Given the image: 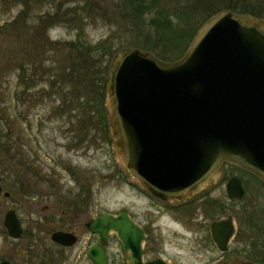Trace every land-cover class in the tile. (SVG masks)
<instances>
[{"label": "rangeland", "instance_id": "obj_1", "mask_svg": "<svg viewBox=\"0 0 264 264\" xmlns=\"http://www.w3.org/2000/svg\"><path fill=\"white\" fill-rule=\"evenodd\" d=\"M229 1L215 0L217 5H225ZM236 1L264 8V0L233 2ZM121 3L123 0H46L34 9L30 16L36 17L46 11L54 12L58 9L61 15L62 11L72 10L84 16V29L61 23L49 30L50 39L59 42V45L71 41L95 45L109 38L118 50L128 47L137 48L150 52L162 60L174 61L180 49L173 52L165 44H157V35L149 26L147 27L150 31L128 25L124 20V11L118 7ZM88 6L92 7L89 9ZM21 9L22 4L18 0H0V27L12 21ZM222 11L232 10L225 8ZM94 17L96 19H93ZM199 17L196 15L195 19H200ZM149 32H151L150 37ZM25 35L23 38L27 41ZM19 45L15 36H12V41L8 44H1L0 41V127L2 126L5 137L14 143L9 151L0 148V183L11 193L10 197L0 194L1 247L5 246L8 250L15 248L16 253L19 252L30 240L29 230L32 229L38 235L36 237L38 242L43 241L56 252L57 250L50 246L49 236L48 239L45 237L42 239L43 235L39 236L44 231L40 222L45 215L42 206L49 205L50 208L61 211L62 194L69 197L71 192L75 194L82 189L92 196L90 217L105 212H117L122 207L128 208L136 220L152 226L154 236L159 238L164 247V257L169 258L173 264L209 262L213 264L214 260L222 258V254L212 241L204 242V245L209 247L207 254L204 252L205 249L199 246L198 240L202 237L207 238V222L221 213L222 207H225V213L236 214L239 227L231 247L244 255L242 257L244 260L251 259L250 254L254 252L251 261L264 263L263 186L256 181L253 182L249 175L240 174L238 169L229 165L227 166L229 174L242 175L247 182L253 183L249 185L244 198H229L226 182H222L219 187L213 188L207 194V197L212 198L209 203L198 200L189 208L166 210L141 189L139 182L132 180L129 172L118 160L111 144L110 132L103 133L100 126L84 122L87 120L80 117L84 110L74 109V106H80L85 99L83 96L81 100H75L74 94L79 92L78 89L68 87L67 91L71 93L67 104L65 103L66 90L62 88V67L63 64H67V53L62 54V47L54 44L53 46L58 49L45 55L44 65L40 69H37V64H29L31 68L27 67L29 71L25 82L22 83V80H19L21 70L18 68V61L16 64H12L11 61L10 64H3L6 55H10V59L12 56L19 57L17 54ZM162 55L165 58L161 57ZM28 80L32 84L29 88H27ZM14 156L17 158L14 159L16 168L19 167L17 172H23L22 176H24V179L18 181H16L17 176L10 169ZM22 158L25 160L24 164L28 160L27 162H33L34 166L38 167V176L33 175L31 179H25L24 167L21 165ZM24 188L27 192L20 191ZM39 189L46 190L47 196L43 198L37 195L36 190L40 191ZM216 204H223L219 211H216L217 213L213 210L217 208ZM11 207L17 210L24 228L27 229L20 241H15L9 235L3 223L5 212ZM184 209H188V212ZM34 221L38 222L33 223ZM253 223H257L258 226H253ZM86 239L87 237H83L82 242L69 252H74L76 257L79 249L85 245ZM111 247L116 264H124L121 243L117 238L113 239ZM199 254L201 257L198 256ZM232 256H235L234 253ZM64 262L62 264H68V261ZM74 264H91V262L85 260L83 256L79 262L74 259Z\"/></svg>", "mask_w": 264, "mask_h": 264}, {"label": "water", "instance_id": "obj_2", "mask_svg": "<svg viewBox=\"0 0 264 264\" xmlns=\"http://www.w3.org/2000/svg\"><path fill=\"white\" fill-rule=\"evenodd\" d=\"M106 92L118 160L133 181L154 195L191 198L216 182L224 162L264 180V19L221 11L174 61L121 49L110 64ZM227 192L231 199L246 194L238 177L227 183ZM5 225L11 237H21L14 210L7 212ZM88 227L103 244L116 233L129 264H167L162 259L142 262L145 233L126 208L98 216ZM211 227L217 245L227 252L236 230L233 216ZM52 237L63 245L76 244L72 233L58 231ZM90 254L95 257L94 249ZM98 261L106 264L102 254ZM0 264L16 263L0 253ZM213 264L264 263L232 257Z\"/></svg>", "mask_w": 264, "mask_h": 264}, {"label": "trees", "instance_id": "obj_3", "mask_svg": "<svg viewBox=\"0 0 264 264\" xmlns=\"http://www.w3.org/2000/svg\"><path fill=\"white\" fill-rule=\"evenodd\" d=\"M45 1L18 0L22 4L21 11L12 21L6 22L0 27L1 44L11 42L12 36H15L19 41L20 45L17 50L19 57L12 56L10 59V55H6L3 60L6 61L1 62L10 64L11 61L12 64H16L18 61V68L21 70L19 80H22V83L25 82L29 71L27 67L31 68L28 66L29 64H37V69H40L44 65L45 55L58 49L53 45H59V42H53L49 37V30L52 27L61 23L82 29L85 26L83 23L85 17L72 10L62 11V15L59 13V9L54 12L46 11L36 17H31V12ZM233 1L235 0H230L225 5H217L215 0H123V3L118 7L124 11V20L128 25L140 30L148 29L147 26H149L150 30H154L157 35V44H165L173 52L180 49L175 55L176 60L184 54L186 46L192 41L202 25L225 8L264 19L263 7L257 8L256 5L250 6L240 1ZM88 7L90 9L92 6ZM149 15L151 16L149 17ZM196 15H199L200 19H195ZM150 30L148 29V31ZM24 35L28 39L27 41L23 38ZM148 36H151V32L148 33ZM59 46L62 47V54L67 53V64H63L62 67V88L66 90L65 103L67 104L71 93V91H67L68 87L70 86L69 89L75 87L79 90L77 94L73 90L76 96L75 100L78 101L83 96L85 97L80 106H74V109L84 110L80 117L87 120L84 122L100 126L103 133L109 132L105 90L109 66L118 48L111 43L109 38L95 45L71 41L62 42ZM27 83V88H29L32 84L30 80ZM93 94L95 96L92 97ZM2 129L1 126L0 148H6L5 151H9L14 143L5 137ZM10 130L13 131L12 127ZM253 226H258V224L253 223Z\"/></svg>", "mask_w": 264, "mask_h": 264}, {"label": "flooded vegetation", "instance_id": "obj_4", "mask_svg": "<svg viewBox=\"0 0 264 264\" xmlns=\"http://www.w3.org/2000/svg\"><path fill=\"white\" fill-rule=\"evenodd\" d=\"M14 159L15 160L17 159L16 156H14L13 161H14ZM13 161H11L10 169L17 176L16 181L24 179V176H22L23 172L22 171H21L22 173L17 172V171H19V167L16 168V162L15 161L13 162ZM24 161H25L24 158H22L21 165H23V167H24L23 170L25 171V176H26L25 179L29 180L33 177V175L38 176V174H39L37 172L38 167H35L33 162H27L28 160H26V163L24 164ZM229 165H231L232 168L238 169L240 171V174L249 175V177L251 179H253V182L256 181L259 183V185L264 187V180L261 179L258 175L254 174V173H252L246 169L240 168L237 165L232 166V164H230V163H224L222 166L221 174L217 179V182L213 186L206 188V189H203L198 194L194 195L192 198H187V199H182V200H164V199L154 195L152 192H150L143 185H141V189L146 194H149L154 200L159 202L160 206L164 207L166 210H170V208H179L181 210L183 208H189L192 204H194L198 200L209 203L210 200H212V198L207 197V194L209 193V191H211L213 188L219 187V185H221L222 182H226L225 184L227 186V183L233 177H238L241 180V182H242V184L246 190V194H247L249 185L253 184L252 181L247 182V180H245L242 177V175H234L235 173L229 174V172L227 170V166L229 167ZM20 169L22 170V166L20 167ZM29 174H30V177L28 178ZM0 186L2 188V190L0 191V194L3 193L5 197H10L11 193L9 191L5 190L1 183H0ZM39 190L40 191L36 190L37 195L39 194V196H41L43 198L47 196L48 192H46V190H43V189H39ZM20 191H22V192L26 191L27 192V189L26 188L20 189ZM226 191H227V187H226ZM6 192L9 193L8 196H6ZM86 192H88V191L81 189V190H79V192H77L75 194H73L71 192L70 193L71 195L69 197L62 194V210L61 211H59L58 209L56 210V208H50L49 205L42 206V211L45 215L43 216V218L40 219V222L43 225L44 231L42 234H39V236L43 235L42 239H44V237H45V239H48V236H49L48 240H49L50 246L54 247L57 250L56 252L53 251V249H51L50 247H48V244L47 245L44 244L43 241L38 242V240L36 239V237L38 236L37 233H35L31 229V230H29V234L31 237H30V240L28 241V243H26L27 245L25 246V248H21L19 250V252L16 253L15 248L8 250L5 246H2V247L0 246V253L4 257L15 262L16 264H62V263H65L64 261H68V264H74V259H76V261L79 262L80 258H82L83 256H84L85 260H89L91 262V264H100L98 260L100 259L101 254L105 258L106 264H116L115 255L112 251L111 246H112V242H113L114 238H117L120 241V239L118 238V235L116 233L112 232L108 237L107 243L103 244L102 240L100 238V235L98 233L92 232L88 227V223L92 219H94L98 216L104 215V214H110V213L111 214H118L122 209H124L126 207H122L117 212H105V213L90 217L89 209L92 206L91 205L92 196L89 192L88 193H86ZM232 201H238V200H232ZM216 205H217V208L213 209L215 212L219 211L220 207L223 204H216ZM207 206H209V205H207ZM126 209H128V208H126ZM10 210H14L16 212V215L18 216V218L21 222L22 228H23V233H22L21 237H19V238H13L12 237L15 241H20L23 238L24 234H26L27 229L24 228L22 218L20 217V215L18 214V212L15 208H12V207L8 208V210L5 212L3 223L5 225L6 214ZM184 210H186V212H188V209H184ZM128 211H129L130 215L134 218L131 211L129 209H128ZM225 212H226V208L222 207L221 213H219L217 216H214L209 222H207V238L202 237L200 240H198L199 246H202V248L205 249V251H204L205 253L208 254L209 247L205 246L204 242L212 241L213 244L215 245V247L217 248V250L222 254L221 255L222 258H218V259L214 260L213 263L216 262L217 260H220V259L225 260L227 258H231L230 256H232L233 253L235 255L234 257H241L242 258L244 256V255L242 256L240 253L235 251L236 249H233L231 247V244L235 240L236 235H237L238 230H239V227H238V224L236 221V214L234 212H229V213L228 212L225 213ZM228 215L233 216L234 221H235V225H236V230H235L234 235H233V237L229 243L228 252H224L219 248V246L217 245V242L214 240L211 226H212V223L214 221H219L223 217H226ZM0 220H1V217H0ZM136 221L139 223V225L141 226V228L144 230V233H145V240L142 244V250H141L142 262L147 263L149 261H156L158 259H162L167 264H173L169 258L167 259L166 257H164V254H165L164 247L162 245V242H160L159 238L154 236V231L152 229V226L146 222L142 223L138 220H136ZM197 221H199V219H197ZM37 222L38 221H34L33 223H37ZM69 225H70V227H69ZM58 231H61V232L64 231V232L72 233L76 239V244H74L72 246H67V245H63L61 242H57V241L53 240V237H52L53 234L55 232H58ZM83 237H87V239L85 240V243H84L85 245H83L82 248L79 249L78 254L75 257L74 252H69V250L76 247L78 244H80L83 240ZM120 243H121V251H122L121 253L123 256L124 264H129L128 254H127V252H125L123 250V243L121 241H120ZM160 245H161V247H160ZM91 249H94V251L96 252L95 257L91 256V254H90ZM255 252H257V251H255ZM227 255H230V256L227 257ZM250 255L252 256V257H250L251 259H249V258H245V259L252 260L253 255H255V253L252 252ZM198 256L201 257L200 254ZM205 264H210V262L205 263Z\"/></svg>", "mask_w": 264, "mask_h": 264}]
</instances>
